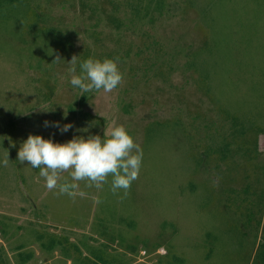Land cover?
Listing matches in <instances>:
<instances>
[{"label": "rangeland", "instance_id": "rangeland-1", "mask_svg": "<svg viewBox=\"0 0 264 264\" xmlns=\"http://www.w3.org/2000/svg\"><path fill=\"white\" fill-rule=\"evenodd\" d=\"M73 56L122 83L81 92ZM113 125L143 150L126 198L17 161ZM0 264H264V0H0Z\"/></svg>", "mask_w": 264, "mask_h": 264}, {"label": "clouds", "instance_id": "clouds-1", "mask_svg": "<svg viewBox=\"0 0 264 264\" xmlns=\"http://www.w3.org/2000/svg\"><path fill=\"white\" fill-rule=\"evenodd\" d=\"M76 60L77 57L73 56L68 63L72 65L69 68L70 83L81 92L103 90L104 93H111L123 81L118 57L103 61L89 58L79 65L82 73L80 75L76 74ZM54 61L63 60L57 55ZM44 126H50L49 122L45 121ZM51 126L61 133H66L73 127L72 124L61 126L58 122ZM108 137H74L65 144H59L30 134L17 152V161L20 164L27 162L33 169H39L40 177L46 181V188L49 191L57 190L58 195L73 198L79 195L83 198L87 193L77 191L79 182L87 181V187L101 189L111 176L112 193L116 195L122 190L123 199L128 196L132 183L139 178L143 150L122 125H113ZM8 163L7 153L3 164L7 166ZM64 172H70L72 183H60L61 174ZM100 202L99 199L96 200V203Z\"/></svg>", "mask_w": 264, "mask_h": 264}, {"label": "trees", "instance_id": "trees-1", "mask_svg": "<svg viewBox=\"0 0 264 264\" xmlns=\"http://www.w3.org/2000/svg\"><path fill=\"white\" fill-rule=\"evenodd\" d=\"M109 22H111V23H113V24H115V25H117V27H120V25L123 23H121V20L120 19H115L114 17H110L109 19ZM127 24V23H126ZM123 25V24H122Z\"/></svg>", "mask_w": 264, "mask_h": 264}]
</instances>
